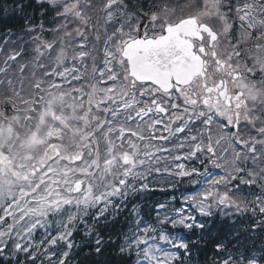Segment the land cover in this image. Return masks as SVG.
I'll return each mask as SVG.
<instances>
[{
	"label": "rangeland",
	"instance_id": "rangeland-1",
	"mask_svg": "<svg viewBox=\"0 0 264 264\" xmlns=\"http://www.w3.org/2000/svg\"><path fill=\"white\" fill-rule=\"evenodd\" d=\"M83 1L85 4H82ZM111 1L119 0H61L64 4L62 8L69 14L75 7L79 8L80 12L74 14L84 18V21L75 25L70 24L75 16L72 19L71 16L60 19L59 25L62 27L57 28L54 33L59 34L62 41L53 47L52 40L38 36V42H32L31 45L43 51V55L26 57V61L18 68L14 66L16 53L2 56L3 49L0 47V108L6 101L20 105L19 99L25 98V104L20 105L23 106L22 113L15 114L8 120L0 115V226L3 225L0 227V243L4 237L13 243H19L25 237L29 240L30 247L34 244L35 228L43 233L52 231L51 242L61 241L63 219L76 208L81 209L86 204L107 206L124 193V182H128L129 176L142 180L139 187L142 192L157 189L160 184L167 183L171 187L173 185L172 178L168 177L169 173L168 176L162 174L170 172L178 177L190 175L193 172L185 165L184 159H193L197 152H202L207 146L208 138L199 142V138L195 137L198 134L187 137L189 141L196 142L192 146L186 145L184 139H178L176 130L179 126L184 127L191 122V118H184V113H181L182 122L178 116L180 113L176 114L174 111L161 116L152 112L144 120L146 110L152 107V103L150 99H142L138 93L133 92L134 89L141 90L145 86H137L136 83L133 85L128 76L126 60L120 55L117 40L120 34H124L123 24L117 25L115 30L112 26L108 33L112 42L102 48L107 59L105 66L97 67L101 56V37L106 33L105 22L101 27L97 17L91 16L89 19L91 12L88 11L91 7L98 10ZM42 2L59 5L58 0ZM225 2L226 0H205L198 5L177 6L164 16L193 15L216 30L224 41L228 20L222 16L220 4ZM253 8H256L255 5ZM254 12L250 17L254 27L259 29V24L264 25V15L258 16L260 13ZM241 15L245 16L244 13ZM30 32L31 29L26 31L25 36L28 35L29 38L26 40L27 44L20 46V51L23 45H29L27 41L36 37H31ZM82 33L86 36H79L74 42L69 40L71 36ZM215 47L217 48V43ZM255 50L258 51L259 48ZM254 63L257 66L255 71H264L263 52L254 56ZM33 84H39L42 91L37 93L40 94H34L36 88ZM249 92L250 103L256 104L263 96L261 87L252 85ZM158 99V102L168 103L166 105L173 103ZM174 104L177 105L178 102L175 101ZM214 107L231 123L234 121L223 105L216 104ZM248 107L247 105L246 112H249ZM27 115L31 121L26 119ZM250 124L254 125L255 121L251 120ZM206 132L211 137L210 144L213 145L214 142L217 153L220 151L221 157L227 155L223 164L226 166V177L230 175L228 177L232 180L240 167L235 165L239 151L231 142V135L221 132L217 126L208 128ZM156 134L160 136L159 142L150 141V137ZM166 138L175 139L181 144L174 143L169 146L170 149H163ZM33 139L38 143L53 142L59 146L43 154L36 143H32ZM4 147L9 148L8 152H4ZM190 148L191 152L188 150ZM58 151L60 154L54 155ZM78 155L83 158L75 163L71 162ZM44 157L53 158L46 162L45 168L31 174V170L41 167ZM176 159L181 160L176 163ZM33 162L35 165L30 166ZM5 167H9L8 171ZM199 171H196V175ZM156 172L159 175H154ZM146 177L148 181L144 179ZM115 180L118 181L117 184ZM78 182H82V187L77 193H71ZM207 195H192L188 215H176L173 223L189 228L192 222L207 216L211 212ZM119 199H124V196ZM5 200L9 202L3 204ZM5 217L10 220L7 226L1 223ZM66 224L64 228L70 223ZM145 238L138 237L136 242L129 244L140 246ZM152 255V262L154 258L160 260L158 250H149L148 256ZM164 257H171L170 253ZM157 262L160 263L158 260Z\"/></svg>",
	"mask_w": 264,
	"mask_h": 264
},
{
	"label": "trees",
	"instance_id": "trees-1",
	"mask_svg": "<svg viewBox=\"0 0 264 264\" xmlns=\"http://www.w3.org/2000/svg\"><path fill=\"white\" fill-rule=\"evenodd\" d=\"M119 1L124 5V0ZM58 3L64 5L61 0ZM82 3L85 4L84 1ZM105 5L98 10L91 7L89 11L99 17L101 27L112 18L109 12L103 10ZM55 10L51 3H38L36 0H0L2 55L18 54L17 68L30 54L42 56L43 51L31 45L36 40L27 41L30 46L23 45L20 51V46L27 44V38L22 36L30 22L33 25H48ZM77 20V24L82 23L79 18ZM45 30L43 36L49 38L48 29ZM63 33L67 36L66 32ZM5 38L8 42H3ZM261 84L263 96L255 104L256 111L250 114L255 119L256 128L251 127L249 131L240 129L238 132V136L247 143V153L238 164L241 174L232 180L228 175L221 182L216 193L209 197L213 206L211 214L202 226L192 228L188 233L190 255L185 260H190L191 264H264L263 80ZM251 150H255L256 155H250ZM233 187L235 190H232ZM155 194L160 195L156 191ZM135 196V200L140 199V194ZM154 200L153 197L141 198L142 202ZM122 203L112 202L102 209L97 205L84 206L71 223L74 231L62 236L61 241H48L39 229L33 230L34 244L30 247L25 237L19 243L4 237L0 243V264H124L128 254L124 253V232L131 224V216ZM66 238L68 241H65ZM251 254L255 255L254 260L248 259Z\"/></svg>",
	"mask_w": 264,
	"mask_h": 264
},
{
	"label": "water",
	"instance_id": "water-1",
	"mask_svg": "<svg viewBox=\"0 0 264 264\" xmlns=\"http://www.w3.org/2000/svg\"><path fill=\"white\" fill-rule=\"evenodd\" d=\"M146 49H149V51L157 50L156 47H149L148 44ZM144 46V47H145ZM134 49V46H131L128 50V53H132ZM190 54V51L187 50L184 52V56H181V60H174L175 64H171L172 61L169 58H162L158 60L155 63L147 62L144 63V65L138 66L133 60H130L129 62V69L131 72V75L134 76L138 81L139 80H149L153 82L154 84L158 86H165L169 84L170 77L173 76V78L176 81H185L190 79V77L193 76L190 70L193 66H199V62L195 58H188L187 55ZM124 57V51L122 53ZM192 56V55H191ZM183 63V65H177L179 63ZM78 187L75 189L77 190Z\"/></svg>",
	"mask_w": 264,
	"mask_h": 264
},
{
	"label": "flooded vegetation",
	"instance_id": "flooded-vegetation-1",
	"mask_svg": "<svg viewBox=\"0 0 264 264\" xmlns=\"http://www.w3.org/2000/svg\"><path fill=\"white\" fill-rule=\"evenodd\" d=\"M207 62H208V66H211V54L208 52L204 53ZM224 65H220L218 68H214V67H210L206 69L205 72V78L202 79L200 82L197 81L194 83V89L195 91H199L200 89H203L204 92V96H200L201 101L203 102V104L207 105L210 102H216L218 97H219V92L216 88L215 85H213L211 83L212 79L219 74L218 76V80H217V85H220V87H225V91H232L235 90V81L232 75H229V73L227 71H223L224 70ZM217 73V74H216ZM196 92H193V96H196ZM236 95L237 97H239V103L238 106H241V104L243 103V99H242V93L239 90H236Z\"/></svg>",
	"mask_w": 264,
	"mask_h": 264
}]
</instances>
